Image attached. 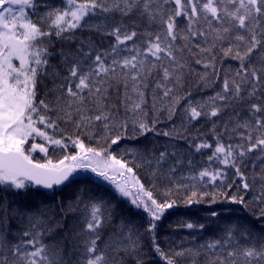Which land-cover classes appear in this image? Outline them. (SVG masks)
Returning a JSON list of instances; mask_svg holds the SVG:
<instances>
[{"label": "snow or ice", "instance_id": "1", "mask_svg": "<svg viewBox=\"0 0 264 264\" xmlns=\"http://www.w3.org/2000/svg\"><path fill=\"white\" fill-rule=\"evenodd\" d=\"M150 134L185 147L136 146ZM81 172L96 190L57 200ZM221 200L245 214L161 247L179 201ZM145 247L264 264V0H0V264H149Z\"/></svg>", "mask_w": 264, "mask_h": 264}, {"label": "trees", "instance_id": "2", "mask_svg": "<svg viewBox=\"0 0 264 264\" xmlns=\"http://www.w3.org/2000/svg\"><path fill=\"white\" fill-rule=\"evenodd\" d=\"M60 46L57 45V48ZM236 62L235 61H228L225 67L228 65H231L235 67ZM199 67V66H198ZM202 70V69H201ZM45 84H47L48 87H52V85L48 82L45 81ZM43 92V89H42ZM204 93H201L203 95ZM210 94V91L209 93ZM163 120V117L161 118ZM180 121L177 120L176 124L179 125ZM166 127H171V124L168 123H161L158 126V130H165ZM210 125H205L204 121H201L199 124H195L194 127H192L189 130V135H195L197 134V131L201 132H207L208 128ZM69 132H71V129H68ZM210 139V137H209ZM152 141H155L157 146L162 145V144H169V143H177L179 148L181 150L184 149L185 144L183 141H172L170 142L168 138L162 137V136H156L155 134H150L147 139H141L140 141L136 142V146L139 148H143L145 145L148 147L152 146ZM125 144L131 146L133 142L131 141H125ZM71 150V148L69 149ZM207 150H205V157H201L200 155H196L194 158L197 161H202L204 158H206L207 155ZM38 155V156H37ZM50 155H53V158H59L60 156L63 155L61 152H56L55 154L51 153L50 150ZM36 159H42L43 155L37 153L35 155ZM143 176V173H141ZM84 177H89L90 180L86 181ZM77 183L73 184L71 187L64 188L63 192L56 191L55 195L57 197V200H59L61 197L67 202L68 200L72 199L76 193V190L78 187L82 188L87 186L88 188H91L92 190H96V184L99 183L96 181V177L91 174V173H80L79 176L76 178ZM144 182L147 184L148 180L144 178ZM108 188L107 185H105L103 188H101V191H104ZM207 191H213L215 190L212 187H208L205 189ZM47 193L48 196L52 195V192L49 190L44 191ZM43 197H41L42 199ZM55 203L56 201H52ZM125 209H128V205L125 204L123 205ZM211 211H217L220 213V223L223 224L225 223V217L231 216L232 218H235L236 216H243L245 213L241 209L240 206L237 205H232L227 201H218L216 204H208L207 202L201 203V204H193L190 206L184 205L182 201L178 202L177 207H174L173 209H170L166 214L163 219V221L160 223L159 230H158V239L160 241L161 247L167 252L169 251V248H178L179 245L183 242L185 247L189 246V242L191 241L192 236H196L198 240L201 238L207 239L208 238V233L207 232H202L199 229H186L179 227V223H208L209 222V217ZM128 215L132 217L133 220L140 222L145 219L144 214L142 212H137V210L132 209L131 211L127 212ZM17 226H13V230L16 231ZM144 256L143 259L149 264H164V261L158 256L154 255L151 251L150 248L145 247L143 249ZM183 264V262H181Z\"/></svg>", "mask_w": 264, "mask_h": 264}, {"label": "rangeland", "instance_id": "3", "mask_svg": "<svg viewBox=\"0 0 264 264\" xmlns=\"http://www.w3.org/2000/svg\"><path fill=\"white\" fill-rule=\"evenodd\" d=\"M38 156V155H37ZM82 173H84V172H82Z\"/></svg>", "mask_w": 264, "mask_h": 264}, {"label": "water", "instance_id": "4", "mask_svg": "<svg viewBox=\"0 0 264 264\" xmlns=\"http://www.w3.org/2000/svg\"><path fill=\"white\" fill-rule=\"evenodd\" d=\"M43 190V189H42Z\"/></svg>", "mask_w": 264, "mask_h": 264}]
</instances>
